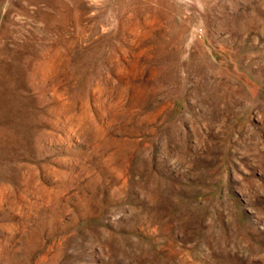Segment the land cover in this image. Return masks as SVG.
I'll return each mask as SVG.
<instances>
[{
	"label": "rangeland",
	"instance_id": "374dc122",
	"mask_svg": "<svg viewBox=\"0 0 264 264\" xmlns=\"http://www.w3.org/2000/svg\"><path fill=\"white\" fill-rule=\"evenodd\" d=\"M0 264H264V0H0Z\"/></svg>",
	"mask_w": 264,
	"mask_h": 264
}]
</instances>
